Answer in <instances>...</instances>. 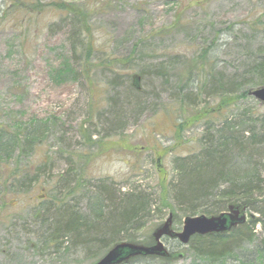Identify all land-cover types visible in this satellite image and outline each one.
Returning <instances> with one entry per match:
<instances>
[{
  "label": "rangeland",
  "instance_id": "obj_1",
  "mask_svg": "<svg viewBox=\"0 0 264 264\" xmlns=\"http://www.w3.org/2000/svg\"><path fill=\"white\" fill-rule=\"evenodd\" d=\"M18 1L0 0V122L44 123L50 130L18 163L24 172L39 167L40 177L29 175L17 188L19 194H6L0 186V264H93L89 252L100 251L97 245L77 246L70 235L59 251L44 237L54 226V212L48 214L54 202L89 217L90 229L94 224L101 228L97 222L108 218L95 215L101 185L118 198L119 191L134 188L150 196L151 213L141 229L129 231L134 241L147 243L170 214L177 217L174 230L181 231L190 214L167 208L160 217L159 196L167 181L175 185L182 178L174 161L200 151L209 110L215 111L208 117L214 118L213 130L228 119L240 131L246 128L242 123L264 115L253 97L228 109L220 100L238 93L244 83H257L250 71L264 53V0ZM37 4L45 6L43 12L31 10ZM53 5L84 12L89 32L78 50L72 48V19ZM89 43L95 51L90 66L85 62ZM205 49L209 55L202 59ZM117 59L124 65L121 77L99 67ZM64 62L82 73L77 80L60 74ZM85 64L89 74L83 73ZM190 66L194 81L186 84ZM205 71L212 75L208 80L202 78ZM134 74L142 76L140 94L131 88ZM89 132L91 141L84 139ZM233 157L230 179L239 182L258 171L264 190V143ZM7 163L16 167L14 161ZM1 166L6 174L7 164ZM39 211L49 216L39 222L34 218ZM255 234V242H245L224 260L197 258L190 247L164 239L170 251L184 258L135 264H250L261 259L257 249L264 248L263 226ZM126 237L124 231L118 240Z\"/></svg>",
  "mask_w": 264,
  "mask_h": 264
},
{
  "label": "trees",
  "instance_id": "obj_2",
  "mask_svg": "<svg viewBox=\"0 0 264 264\" xmlns=\"http://www.w3.org/2000/svg\"><path fill=\"white\" fill-rule=\"evenodd\" d=\"M20 3V0L18 1ZM23 3V1H21ZM55 8L62 10L67 13V19H72L74 26H72L71 41L74 43L73 47L78 50L79 45L84 44V35L86 33V18L83 14L77 12L73 6L67 8L64 5H53ZM45 6L40 4L33 5L31 10L37 12H43ZM185 28V27H183ZM88 31V30H87ZM89 32V31H88ZM86 39V38H85ZM87 40V39H86ZM88 55L86 56V64L90 66L92 62L90 58L93 54L94 47L90 43L87 46ZM209 55L208 50H204L201 54V58H207ZM128 60V59H127ZM68 62V61H67ZM63 65L62 74L63 76L73 75V80H77L82 73L78 70L72 68L67 63ZM128 64L130 61H127ZM86 64L84 65V72ZM253 68L250 74L257 77V83H244L238 93H226L220 100L224 104L223 109H228V107L237 106L239 102L250 99L249 92L253 89H258L264 86V53L260 55L259 58L252 64ZM195 66V65H194ZM194 66L188 67L186 78V84L190 81H194ZM102 70L114 75L115 77H121L120 72L124 70V65L121 60H110L108 66H99ZM199 74V73H198ZM206 80L209 79L211 75L210 72L205 71L202 74ZM62 76V77H63ZM140 77V89H137L133 82V77ZM126 78L128 76L126 75ZM142 76L139 74H134L131 76V88L136 92H141L142 90ZM185 84L181 88L182 91L188 88ZM253 86V87H252ZM185 99L188 95L184 96ZM264 105H260V107ZM262 108V107H261ZM260 108V109H261ZM220 105L217 106V113H221ZM259 109V112L261 111ZM209 116L213 117L214 112L209 110ZM216 113V114H217ZM203 115L202 117H204ZM207 117V130L203 138L201 139V149L196 155H191L187 158H179L174 161V167L179 171V175L182 177L180 182L175 185L172 182L167 181L166 185H163L162 191L159 196V201L161 202L160 207V217L163 216L162 210L167 208H172V210L182 211L186 215H196L203 213L205 216L210 217L211 215L221 214L226 208L233 203H243L244 201L249 202L251 212H256L260 217L256 218L254 221H248L243 226H240L234 230L229 235L219 237V236H196L191 240L190 250L195 254L197 258H208L210 261L224 260L226 257L235 254V251L245 243H253L256 240V227L261 225L264 228V190L262 188L261 175L258 171H253L249 177L243 179L242 181H235L230 179L229 174V162L230 157L234 159V155L237 153L241 156L242 153L251 151L252 148L257 145H263L264 143V115H256L249 119V122L242 123L246 126L245 129L236 130L232 127L231 121L228 119L225 122L220 123L223 125L218 130H213L214 125L213 119ZM251 124L252 129L248 131L247 125ZM49 125L47 124H18L13 123L8 126L1 124L0 122V186L3 188L2 192L6 194L13 195V193L19 194L17 188L22 186L24 182L29 180V175L39 178L40 168L38 167L34 173L29 169L28 172L21 170V163L23 158H27L33 153L35 146L41 143V139L48 135ZM248 132V137H246L245 132ZM94 135L92 133H87L84 135V139L92 140ZM251 153V152H250ZM14 161L16 167H12L7 162ZM2 163L7 164V168H4L6 174L1 173L3 167ZM12 167V168H11ZM43 167V166H41ZM262 188V189H261ZM120 192V198L117 197L116 192L108 185H101L99 187L100 199L97 200V212H95L97 220L107 216L104 219L102 227L92 226V229L88 227L89 217L82 215L74 207H67L64 202L56 203L54 202L53 211H48V214L53 213L54 219L49 218L54 221L53 227H48L45 234V243L51 244L55 243L56 249L63 246L66 236L72 235L74 239L73 242L77 246H90L93 245L99 248L100 251L89 252V257L94 262L101 259L105 253H107L114 244L121 243L118 240L124 231H126L128 239L127 241H134V235H131L129 231H135L141 229V221L145 220L147 216L151 213V206L149 204L150 196H148L146 191H141L134 188L132 193ZM4 194V193H3ZM104 201L111 203V206H106ZM62 205V206H61ZM59 206V207H58ZM58 209L55 210V208ZM108 209V215L105 214L104 210ZM48 214H43L41 211L37 212L35 219L39 222L43 221L49 216ZM254 214V213H253ZM189 215V216H190ZM179 217V216H178ZM99 227V228H98ZM68 234V235H67ZM60 245V246H59ZM90 250V248H89ZM60 251V249H59ZM261 259L256 260L257 262H250V264H264V248L257 249ZM161 261L166 262L161 259L155 258H138L132 264L139 261ZM93 262V263H94Z\"/></svg>",
  "mask_w": 264,
  "mask_h": 264
},
{
  "label": "water",
  "instance_id": "obj_3",
  "mask_svg": "<svg viewBox=\"0 0 264 264\" xmlns=\"http://www.w3.org/2000/svg\"><path fill=\"white\" fill-rule=\"evenodd\" d=\"M133 82L135 87L140 89V77L134 76ZM249 96L255 98L261 105H264V86L251 90ZM250 205L246 201L243 203H233L228 206L227 212H222L219 215L187 217L184 219L183 229L179 233L173 230L174 221L177 217L170 214L168 219L152 232L150 243L147 245L129 241L116 243L102 259L93 264H129L138 258H160L173 262L177 259H183L184 255L170 252L162 240L169 238L188 246L196 236L223 237L234 232L239 226H243L248 221V218L252 221L255 220L254 215L249 213Z\"/></svg>",
  "mask_w": 264,
  "mask_h": 264
}]
</instances>
